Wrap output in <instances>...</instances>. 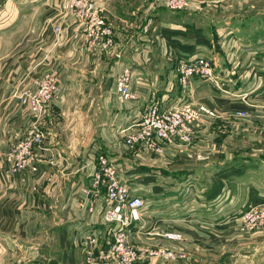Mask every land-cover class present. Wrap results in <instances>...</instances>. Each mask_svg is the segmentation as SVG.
Returning <instances> with one entry per match:
<instances>
[{"label":"crops","instance_id":"crops-1","mask_svg":"<svg viewBox=\"0 0 264 264\" xmlns=\"http://www.w3.org/2000/svg\"><path fill=\"white\" fill-rule=\"evenodd\" d=\"M96 1L115 29V45L108 49L86 40L85 23L64 8L66 0H0V167L11 146L36 127L30 109L13 95L48 72L59 76L60 85L38 123L45 129L37 150L41 174L5 178L0 169V264L86 262L81 242L108 231L100 219L106 187L92 195L83 191L93 180L92 151L118 164L120 179L147 202L145 230L130 238L140 248L173 242L162 236L168 231L198 243L201 233L224 231L240 210L264 201V27L254 30L253 22L243 33L234 23L233 29L222 24L220 40L206 37L199 43L196 35L210 34L211 28L197 14L217 8L183 13L161 6L150 18L151 0ZM234 8L253 10L257 3L225 0L218 11ZM135 23H143L140 30ZM58 26L62 30L56 32ZM229 38L243 44L242 51L227 50ZM198 48L216 53L215 79L193 76L184 86L179 59ZM123 70L132 74L135 101H120L114 94ZM179 98L208 104L221 118L215 125L198 123L192 147L176 141L158 154L128 143L127 127L146 103ZM209 260L195 254L179 264Z\"/></svg>","mask_w":264,"mask_h":264},{"label":"built area","instance_id":"built-area-1","mask_svg":"<svg viewBox=\"0 0 264 264\" xmlns=\"http://www.w3.org/2000/svg\"><path fill=\"white\" fill-rule=\"evenodd\" d=\"M198 2V0H151L148 8L150 13L157 11L161 6L174 11L197 10V7L201 6ZM64 8L85 23L86 40L100 44L106 49L115 45V29L101 14L96 0H66ZM143 27L147 29L148 25ZM61 30V26L56 27V32ZM224 45L227 50L235 48L238 51L239 49L242 51L243 46L239 43L234 44L233 38L227 39ZM172 54L174 55L173 52ZM216 66L215 52L211 49L198 48L194 54L185 55V58L179 59L178 71L181 74V84L188 85L193 76L215 79ZM132 80L129 70H123L118 74L114 91L118 100L138 99ZM59 92V76L49 72L32 78L30 84L22 86V90L17 93L21 105H27L30 108L36 120V127L31 135L15 142L4 155L0 169L5 178H19L28 172L32 175L41 174V160L37 150L42 147L45 132L38 123L45 117L47 107ZM237 113L239 117L247 115L244 112ZM216 117L215 109L205 103L189 102L182 98L164 102L154 99L146 103L139 118L127 127L131 132L128 143L140 144L158 154H163L166 147L174 140H179L183 144L192 142L196 125ZM90 157L94 165L93 180L91 187L84 188L83 191L87 195H92L99 190L100 186L106 187L105 197L100 207V219L108 227V231L103 237L88 235L81 242L86 258L84 264H134L138 260L152 259L160 263L165 260L172 264H179V259H183L185 255L178 253L170 245L140 248L131 241L132 234H141L145 230L141 220L142 210L147 206V202L144 197L137 195L129 184L120 179L118 164L98 151H92ZM239 214L238 212L237 215ZM241 217L251 222L252 226H249L251 228L256 226L257 222L264 223V203L247 209ZM137 224L138 229L135 232ZM162 236L169 240L182 239V234L177 231H168Z\"/></svg>","mask_w":264,"mask_h":264},{"label":"rangeland","instance_id":"rangeland-1","mask_svg":"<svg viewBox=\"0 0 264 264\" xmlns=\"http://www.w3.org/2000/svg\"><path fill=\"white\" fill-rule=\"evenodd\" d=\"M198 1H199L198 4H200L201 6L197 7V12H201V11L205 10L207 5L211 6V8H217V10L210 9L209 14H208L209 16L203 15V14H197V16H199V17L202 16L203 18L208 20L207 25H208V27L211 28V32L209 30L210 34L208 33L207 35L206 34L205 35L204 34L203 35H200V34L196 35L195 41H197L199 43L200 42H202V43L206 42L207 41L206 37L211 38V39H215L217 41L220 40L217 28L221 29L223 26L222 24H224L226 27H229V29L230 28L233 29L232 24L234 23V25L239 27L243 33L250 31V27H247V26L252 25L253 22L256 23L253 26L254 30H260L258 28L264 27V0H256L257 8H255L253 10L244 8L243 10L237 11L234 8V10H232V12L226 11L225 13L218 11L219 5H221V2H224L225 0H198ZM216 4L218 5V7L214 6ZM148 7L149 6H147V8ZM187 10H189V9H184V10H179V11H183V13H184ZM147 11L149 12L146 15L147 17H150V14H153V12H154L153 11L150 13L149 8ZM154 15H153V17H154ZM197 16H194L193 18L195 19V17H197ZM150 18H152V17H150ZM226 21H227V24H226ZM136 24H138V25H136ZM140 24H143V23H135L134 29L140 30L141 29ZM203 24L205 25V23H203ZM217 41H215V43ZM162 46H163V44H161V47ZM216 49H217V47H216ZM29 84H30V81H29ZM21 90H22V87H20V89L18 90L17 93H19V91H21ZM17 93L14 94L13 97L16 98L18 101V104L20 106H22L21 103L19 102V99L17 98ZM25 107H28V106L27 105L22 106V108H25ZM215 111L217 112L216 109H215ZM236 114H238V113H235V115ZM246 116H248V114ZM246 116H241L240 118H244ZM218 118H221V116L217 112L216 118L210 119V120L206 119V120L202 121V123H208V125L209 124L211 125L215 121L213 124V125H215L216 120ZM241 121L244 122L247 120H241ZM238 122H240V121H238ZM195 133H196V131H195ZM194 136H195V134H194ZM226 136H227L226 133L222 134V137L220 139H222V138L225 139ZM176 141L180 142L179 140H174V142H176ZM181 144H183V143H181ZM183 145H186L188 147L194 146V137H193L192 142L186 143ZM261 203H264V201ZM246 210L247 209L240 210L239 211L240 214L239 215L236 214V216L234 217L235 219L226 225V227L224 228V231H216V230L211 229V230H208L209 232L201 233L199 235L200 237L198 236L199 239H202V240L198 241L199 244L196 243L195 238L194 239H192V238L186 239L183 236V234H182L181 240H171L173 242H168L165 240V241L158 243V244H159V246H162V245H164V243L167 242L178 253L185 255L184 258H186L188 260H190V259L192 260V258H194L195 254L198 256H206V257L209 256L212 258V260H209L208 264H264V223L257 222L256 226H253V228L249 227V226H252L251 222L248 220H244L241 217L243 215L244 211H246ZM153 234L154 233H152V235ZM159 237H161V236H159ZM187 240H188V242H191V243L195 242L196 244H191L187 247L185 244ZM131 241L133 242L134 240L132 239ZM153 241H155V240H153ZM152 244H154V242H152ZM146 248H153V247L151 246V247H146ZM217 258H218L219 262L214 263ZM181 261H182V259L180 258L179 263H181ZM137 262H144L146 264V262H148V261L138 260L134 264H137ZM159 264H172V263L165 261V260L164 261L162 260L161 263H159ZM175 264H177V263H175ZM202 264H207V263H202Z\"/></svg>","mask_w":264,"mask_h":264}]
</instances>
